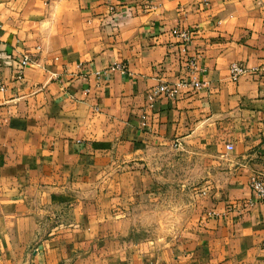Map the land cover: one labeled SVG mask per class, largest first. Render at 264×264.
Here are the masks:
<instances>
[{"label":"crops","instance_id":"0c3cea01","mask_svg":"<svg viewBox=\"0 0 264 264\" xmlns=\"http://www.w3.org/2000/svg\"><path fill=\"white\" fill-rule=\"evenodd\" d=\"M170 153L188 225L133 241ZM258 177L264 0H0V264H264Z\"/></svg>","mask_w":264,"mask_h":264},{"label":"rangeland","instance_id":"374dc122","mask_svg":"<svg viewBox=\"0 0 264 264\" xmlns=\"http://www.w3.org/2000/svg\"><path fill=\"white\" fill-rule=\"evenodd\" d=\"M171 155L173 156L171 162L169 161L170 166H168V169L172 172L169 173L168 177L166 178L167 182L160 181L159 179H155V182L165 183L163 185H167L169 187L171 186L172 191L169 189V191H171L170 193L162 194H160V191L153 192V194L149 197L151 201L149 200V202H146V204L148 205V208L146 209L137 208L135 211L133 209H121L119 211H116V213L121 216L120 218L122 220L132 218L130 225H122L118 229H120V233L123 232L130 236L133 241L150 242L160 238L170 241L173 240L172 238L175 237V235H180L183 229H185L188 225L187 222L189 221L186 220H183L182 222L180 221L178 223L176 222V207L180 205V202H186V204L190 202L194 204L195 198H193L192 193L181 194L174 192L176 186L181 185L182 179L177 176L175 177V156L174 153H170L169 157ZM191 164V161L185 162L184 171L178 172L182 173L183 176H185L183 180H185V183H187V185L193 184V180L191 178ZM141 198L143 199L144 197L141 196ZM141 205H144V202H142V204H137V206ZM133 216H135V218H133Z\"/></svg>","mask_w":264,"mask_h":264},{"label":"built area","instance_id":"2783aa9c","mask_svg":"<svg viewBox=\"0 0 264 264\" xmlns=\"http://www.w3.org/2000/svg\"><path fill=\"white\" fill-rule=\"evenodd\" d=\"M186 37V35H185ZM34 64L35 60L34 58H31L29 56H25L24 59L20 62L21 71L28 65ZM246 73V69L241 65L234 63L230 67V75L231 79L233 81H237L241 76H243ZM190 86L195 90H199L203 87V84L199 81H192L191 83H179L177 85H174L172 87L169 86H160L155 91H153L151 95V100H154L159 95H166L171 98H175L178 94V91L182 87ZM227 149L231 151L233 149L232 145H227ZM250 187L252 191L254 192L255 198L250 200L246 205L247 206H253L256 203H264V178L258 177L251 181Z\"/></svg>","mask_w":264,"mask_h":264}]
</instances>
